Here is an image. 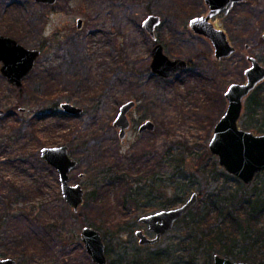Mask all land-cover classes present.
I'll list each match as a JSON object with an SVG mask.
<instances>
[{"label": "rangeland", "instance_id": "rangeland-1", "mask_svg": "<svg viewBox=\"0 0 264 264\" xmlns=\"http://www.w3.org/2000/svg\"><path fill=\"white\" fill-rule=\"evenodd\" d=\"M16 4L19 5L22 19L26 17L27 22L33 26H29L28 30L20 28L18 22H14V26L10 27L9 20L12 21L16 16L10 18L4 9ZM208 11L209 5L205 0H57L54 4L36 0H0V32L10 31L15 34L12 36L26 47L42 50L34 70L41 72L52 68L53 73L56 74L58 69L63 73L79 74L80 72L86 77L87 82V86L83 87L73 81L64 82L63 77L55 75L57 83L63 81L60 84L62 96L71 95V97L58 100L59 106L45 108L40 95L45 94L46 87L36 83V76L33 73L24 79L23 95H20L17 87L0 76V108L6 111L4 115H0L2 147L5 134L16 120H18L17 126H24L37 111L42 110L41 113L44 115H50L62 110V103L72 102L82 107L83 112L76 116L55 119L54 123L58 121V125L53 124L55 129L51 132L48 141L52 144L49 146H68L70 155L79 162L70 173V183L82 184L86 193L100 176L103 163L109 164L121 157V164L127 169L131 168V163L123 156L135 150L136 145L145 135L149 137L145 136L144 141L156 150L157 157L159 153L166 154L164 167H161L165 180L161 183L152 184L153 182L150 181L152 174L147 172V169L152 167L153 162H134V173L130 176V180L134 176H140L142 181L135 182L134 188L140 187L141 194L136 196V201L130 208L125 209V213L116 212L109 215V219L115 224L124 222L122 225L117 224L119 229L101 218L98 219L97 224L90 222L85 224L102 232L109 264H125L129 261L144 264L142 259L146 258H140L141 256L156 253L159 256L154 258L155 264H214V253H209L207 247L200 243L198 239L200 234H196V225L194 227L190 222L196 217L197 209L204 208L208 198L227 195L239 187L233 182L225 186L224 177L214 179L212 174L205 182L196 168L201 166V169L205 170L215 161L219 172L230 174L219 164L217 155L209 150V142L216 122L228 105L224 95L227 87L232 82L246 80L245 70L250 65L248 56H256L264 64V44L257 43L264 33V0H243L236 3L230 13L221 12L210 19L216 27L223 28L227 32L237 48L233 55L220 60L214 56V47L210 39L195 33L189 27L191 17L207 14ZM150 13L160 15L162 18L161 25L156 29V39L142 25L143 20ZM80 18L82 24L78 27ZM173 25L175 26L172 27ZM17 35H22L23 38ZM157 41L163 43L164 50L170 57L196 61V64H191L187 70L168 78L169 80L173 78L171 80L178 83V88L158 80L155 76L149 77V73L157 75L150 68L151 50ZM106 51L110 54L107 58H105ZM110 56L130 70L136 68L142 71V74L138 73V76L143 77L142 82L150 78L146 99H139L137 106L129 113L132 125L124 144L121 143L119 130L115 129L112 121L120 105L131 99L133 96L131 93L138 91V88L129 87L127 84L117 85L116 88L110 89L114 93L99 96L102 93L100 91L103 90L99 71L103 70L102 61L112 60ZM76 57H78L77 61ZM109 66H114V62ZM194 71L204 76L203 85L200 79L197 81L193 76L183 80L186 75ZM99 84L101 88L97 87ZM189 87L196 91L189 90ZM260 88L264 89V81L260 83ZM215 89L220 90L223 96L218 98L216 95L218 109L215 104L208 110L211 115L203 113L205 116L199 117L197 111L203 110L199 102L202 100L204 102L205 94ZM54 92L57 93L59 90ZM194 95H197L196 98ZM208 99L211 100V104L216 103ZM246 100L247 98L244 100L239 121L240 127L255 134L264 133H259L255 128L259 124L264 127V109H261L249 123L251 118L246 110ZM22 108H25V111ZM146 117L156 123L153 133L138 131L140 123ZM49 119L51 116L47 118L50 122ZM60 121L63 123L61 124ZM43 126L45 127V123ZM93 131L97 136L100 135V138L101 134L103 135L101 141L100 138H94ZM174 142L176 144L172 148L171 156L169 148ZM101 146H104L103 149L107 150L108 155L102 153ZM140 146H143L142 143H139ZM2 147L0 146V185L7 181L8 184L14 182L16 186L23 187L32 183L34 179L41 183L45 182L47 185L44 193L36 203L43 204L41 211L47 214L44 219L57 224L51 248H44L43 251L46 253H35L33 257L16 250L18 256L15 254L13 258L17 264H95L81 238V230L85 226L81 223V216L85 218L86 202L84 201L75 211L64 199L60 181L55 178L52 170L45 169L40 176L33 175V170L27 171L24 168L9 166L10 156L19 153L21 146H9L8 155L1 153L4 149ZM115 147L119 148L118 155L114 154ZM27 150L32 151L29 147ZM176 159L182 163L179 169L175 166ZM179 170L180 176H174L172 182L169 175ZM81 173H85V176L81 177ZM56 174L58 175L57 171ZM263 182L264 171L256 175L248 188L239 189L252 191L256 184ZM118 185L119 182L114 181V187ZM150 190L153 192L148 196ZM194 191L198 192L197 203L176 222L159 243L151 246L139 243L135 231L137 228L145 227V224L135 221L137 217L157 209L176 208L186 202ZM200 192L204 193L203 201H200L202 197ZM160 194L162 198L158 197ZM2 197L0 186V199ZM177 197H183L184 201L170 202V206L166 204L169 198L176 200ZM99 214L106 216L103 213ZM134 214L137 216L134 217ZM113 218L118 221L115 222ZM5 250L4 245L0 243V253L4 254ZM229 258L242 261L232 256Z\"/></svg>", "mask_w": 264, "mask_h": 264}, {"label": "trees", "instance_id": "trees-1", "mask_svg": "<svg viewBox=\"0 0 264 264\" xmlns=\"http://www.w3.org/2000/svg\"><path fill=\"white\" fill-rule=\"evenodd\" d=\"M4 11L7 12L10 18L16 16L12 21L9 20L10 27L14 26V22L20 23V28L25 30H28L29 26L33 27L27 22L26 17L24 20L22 19L19 5L16 4L10 8L5 7ZM174 26L175 25L172 27ZM6 32L11 36L15 35L10 31ZM18 37L23 38L22 35H19ZM257 43L259 45L264 44V38L260 37ZM105 53V58L109 57V52L106 51ZM110 57L112 58L111 61H102L103 70L99 71V75H101L100 82L103 87V90L100 91L102 93H100L99 96L103 97L112 94L114 92L110 89L114 87L116 88L117 85L123 86L124 84H127L129 87L138 88V91L131 93L136 98H133L132 96L131 99L137 101L139 99L145 100L150 78L145 82H142L141 80L143 77L138 76V73L142 74V71L137 70L136 68L130 70L129 67L120 63L119 60L112 56ZM77 60L78 57H76V61ZM112 62H114V66L110 67L109 64ZM189 63L190 65L193 63L196 64V61L193 62V60L190 59ZM147 70H149L148 66ZM32 73L36 76V83L38 85L43 84L46 87L45 94L43 93L44 95H40V98H42L41 100L43 101L42 105L45 108L59 106L60 104L58 103V100H61L63 97H71V95L62 96L60 84L63 81L57 83V80L54 78L55 75L63 77L65 79L64 82L73 81L77 85H83V87L87 86L86 77L84 75L82 76L80 72L79 74H76L75 72L73 74L70 72L63 73V71H59L58 69V74H56L53 73L52 68H49L47 70H42L41 72L33 70ZM150 76H155L158 80L166 83L168 82L178 88V83L171 80L173 78L169 80L168 78H162L149 73V77ZM189 76L196 77L197 81L200 79V82L203 85L205 78L204 76H201L200 72H191L186 75L183 80ZM210 80L212 79L210 78ZM50 86H52L53 89L50 88ZM97 87L101 88V84ZM56 90H59V92H54ZM189 90L196 91V89H192V87H189ZM18 91L20 92V95L24 94V89L22 87L18 88ZM220 92V90L218 91L215 89L212 90V92L205 94L204 102H202L203 100L199 102V106L201 105L200 107L203 109L197 111L199 117H202V115H204L203 113L211 115V113H208V110L212 109L215 104H217L218 109L219 106L215 98L216 95L218 98L223 97ZM37 94L39 95L40 93ZM196 96L197 95H194L195 98ZM208 98L216 103L211 104V100ZM246 101V110L251 118L248 122L251 123L255 115L258 114L261 109H264V89L260 88V84L247 97ZM41 111L42 110L37 111L24 126H17L18 120L12 124L11 129L5 134L6 136L4 137L3 147L2 144H0V146L4 148L1 153L8 155L9 146H21L19 153L10 156L8 160L10 163L9 166H15L20 169L24 168L27 171L33 170V175L39 174L40 176L42 171L50 169L55 173V178L59 179L56 174V169L49 166L42 159L40 150L42 147L51 144L50 141H48V138L50 137L51 132L55 129L53 124L58 125V121L54 123V120L62 117H72V115H68L62 110H57L50 115H44ZM220 113L221 110L219 114ZM49 116H51V119H49L50 122L47 120ZM44 123L45 127L43 126ZM60 123L62 124L63 122L60 121ZM255 128L259 133L264 132V127L261 124L257 125ZM101 136L102 137L100 138V135L97 136L94 132L95 139L100 138L99 141H101L103 135L101 134ZM144 138L141 140L143 146L136 147L135 150L132 152L129 151L126 153V156H123L127 162L131 163V168L129 167L127 169L121 164V157H118L119 160H113L109 164L103 163L100 170V176L94 182L93 187L88 193H86L87 195L84 199L87 209L85 218L81 216V223L83 225L88 222H90V224H97L99 218L104 219L108 224L115 226L116 229H119V225L117 224H124L123 221L115 224L109 219V215L116 214V212L125 213V209L130 208L136 201V196L141 194L140 187L134 188L135 182L142 181L140 176H134L133 179L130 180V176L134 173L133 164L135 161H137V163L153 162L152 167L147 169V172L152 174V180L150 181L153 182L152 184L162 182L163 171L161 173V167H164V158L166 157L163 153H159L157 157L156 150L153 149L150 144H146ZM174 144L176 143H172L169 148V154L171 156ZM28 147L31 148L32 151L27 150ZM103 147L104 146H101L102 153L108 155L109 153L106 149H103ZM185 148L187 147L185 146ZM118 151L119 148L115 147L114 154L118 155ZM170 163H172V161ZM181 165L182 163L176 159V169H179ZM196 171L202 176L205 182L208 181L212 174L214 179L224 177L225 186L226 184L233 182L236 184L235 186L246 189L250 185L244 183L234 175L219 172L215 161L212 164H209L205 170H202L200 166V168H196ZM180 174V170L178 172L174 171L171 176L169 175V179L171 177L173 182L174 176H180ZM114 181L119 182L117 187H114ZM46 185L45 182L42 181L41 183L37 179H34L32 183L23 187L16 186L14 182L8 184L7 181H5L1 183L0 186L2 188L3 197L0 199V243L4 245L6 250L4 254L0 253V256H4L0 258H13L14 255L18 253L16 250L25 255H30L29 257H33L35 253H46L43 251L44 248H51L57 224L44 219V217H47V214L45 215V212L43 214V211H41L43 204L36 203V200L44 193ZM239 188L236 187V189H233L232 192L227 195L218 196L217 198H208L204 203V208L201 210L199 208L197 209L196 217H194L190 223L193 226L196 225V227L194 226L196 228V234H200V238L198 239L201 241L200 243L202 245L207 247L209 253L211 252L228 257L232 256L236 260L247 261L249 264H264V182L259 185L256 184L252 191H242ZM114 189L115 191H113ZM111 192H113L112 195ZM151 192H153V190L149 191L148 196L151 195ZM200 195L202 196L200 201H203L204 193L200 192ZM158 197L162 198V194ZM183 201V197H177L176 200L169 198V201L166 204L170 206V202L179 203ZM20 202L21 205H19ZM99 213L106 214V216H102ZM136 216L137 214H134V217ZM113 220L115 222L118 221V219L115 218H113ZM34 240L35 242H32ZM39 250L40 252H38ZM8 254L13 256H7ZM158 256L159 255L156 253L144 257L141 256L140 258H146L142 259L144 264H155L156 259L154 258H157ZM15 264H17V261ZM125 264L139 263L129 261Z\"/></svg>", "mask_w": 264, "mask_h": 264}, {"label": "water", "instance_id": "water-1", "mask_svg": "<svg viewBox=\"0 0 264 264\" xmlns=\"http://www.w3.org/2000/svg\"><path fill=\"white\" fill-rule=\"evenodd\" d=\"M38 2L54 4L57 0H36ZM209 5L207 14L194 16L189 20L190 28L197 34L210 39L214 47V56L217 59L229 57L235 53L236 47L228 38L224 29L216 27L211 18L221 12L230 13L233 6L243 0H205ZM82 19H78V27H81ZM160 15L148 14L143 20L144 29L153 37H156V29L161 24ZM264 38V33H263ZM41 54L38 48H29L12 36L0 34V61L1 72L8 78L9 83L16 86L23 84V79L35 66L36 60ZM249 67L245 70V82H233L227 87L224 95L228 105L216 122L212 138L209 142V150L217 155L219 164L225 170L238 177L244 183H251L257 174L264 171V133L254 132L240 127L239 121L243 111L244 100L251 92L264 81V64L256 56H249ZM189 60L182 57H170L164 51V45L156 42L152 47L151 71L160 77L168 78L178 72L189 68ZM137 100L128 99L119 109L113 120V126L119 130V138L124 143L131 127L129 113L136 106ZM62 110L69 115L76 116L83 112V108L72 103L61 104ZM25 111V108L22 109ZM4 109L0 108V114ZM156 123L147 120L139 126L140 132L154 130ZM42 159L51 167L57 169L61 192L66 202L77 211L84 201L85 189L82 184H71L70 173L78 165L77 159L69 154L67 145L45 146L40 150ZM85 173H81V177ZM198 201V192L194 191L190 198L176 208L161 209L154 213L143 215L141 222L150 224L157 236L149 239L142 231H138L140 243H155L168 232L192 206ZM81 238L85 249L95 264H109L106 255V245L102 232L92 226L85 225L81 230ZM12 257L0 258V264H15ZM214 264H249L247 261H234L228 256L214 255Z\"/></svg>", "mask_w": 264, "mask_h": 264}, {"label": "flooded vegetation", "instance_id": "flooded-vegetation-1", "mask_svg": "<svg viewBox=\"0 0 264 264\" xmlns=\"http://www.w3.org/2000/svg\"><path fill=\"white\" fill-rule=\"evenodd\" d=\"M43 3V2H42ZM49 4V3H48ZM1 28V27H0ZM220 28V27H219ZM223 29V28H222ZM226 32V31H225ZM227 33V32H226ZM0 34H2V35H7V36H11V35H9L7 32H5V33H1L0 32ZM228 35V34H227ZM13 37V36H12ZM228 38H229V36H228ZM155 39H156V37H155ZM230 39V38H229ZM231 41V40H230ZM232 42V41H231ZM233 43V42H232ZM38 49H40V48H38ZM41 50V49H40ZM41 52H42V50H41ZM220 60V59H219ZM37 61V60H36ZM260 61V60H259ZM2 61H0V76L1 77H4L7 81H8V78L7 77H5L3 74H2V72H1V66H2ZM262 63V62H261ZM36 64V63H35ZM35 67V66H34ZM33 70H34V68L32 69V71L28 74V75H30V74H32V72H33ZM27 75V76H28ZM27 76H25V78L27 77ZM24 78V79H25ZM24 79H23V84L21 85V86H16V85H14V84H12V83H10L12 86H14V87H17V88H21L23 85H24ZM9 82V81H8ZM3 109V108H2ZM23 109V108H22ZM6 113V111H5V109H4V113H2V114H0V115H4ZM149 118H145L144 120H142V123L144 122V121H147ZM142 123H140V124H142ZM155 130V129H154ZM154 130H145V131H143V132H150V133H152ZM139 132H140V130H138ZM143 132H140V133H143ZM145 136H147V135H145ZM144 136V137H145ZM142 140V139H141ZM141 140H140V142L139 143H142L141 142ZM122 143V142H121ZM125 143V142H124ZM124 143H122V144H124ZM139 143L136 145V147H139ZM165 157H166V154H165ZM78 161V160H77ZM136 163H137V161H135ZM79 163V162H78ZM78 166V165H77ZM76 166V167H77ZM149 169H150V167H149ZM162 178H163V175H162ZM165 179L163 178V180H162V182L164 181ZM161 185H163V183L161 184ZM162 187V186H161ZM180 203H182V202H180ZM185 203V202H184ZM184 203H182V204H184ZM162 209H165V208H162ZM158 210H161V209H157V210H154L153 212H149V213H147V214H151V213H154V212H156V211H158ZM146 214V215H147ZM145 215V214H144ZM143 216V215H142ZM142 216H139V217H137L138 219H136L135 221H137L138 220V222L139 223H141V224H145V227H143V228H137L136 229V231H135V234H136V236H137V238H138V240H139V243H140V238H139V236L137 235V232L138 231H142V233L144 234V235H146L149 239H153V238H155L156 236H157V233H156V231L155 230H152L151 229V226H150V224L149 223H147V222H141L140 221V218L142 217ZM183 217V216H182ZM181 217V218H182ZM180 219V218H179ZM178 219V220H179ZM177 220V221H178ZM176 221V222H177ZM176 222H175V224H176ZM175 224H174V226H175ZM173 226V227H174ZM172 227V228H173ZM171 228V229H172ZM169 232V231H168ZM168 232H166V233H168ZM165 233V234H166ZM165 234L162 236V238L165 236ZM162 238L159 240V241H157V242H155V243H147V244H142V243H140L141 245H147V246H151V245H156L157 243H159L161 240H162ZM215 255V254H214ZM224 256V255H223Z\"/></svg>", "mask_w": 264, "mask_h": 264}, {"label": "bare ground", "instance_id": "bare-ground-1", "mask_svg": "<svg viewBox=\"0 0 264 264\" xmlns=\"http://www.w3.org/2000/svg\"><path fill=\"white\" fill-rule=\"evenodd\" d=\"M191 18H192V17H191ZM191 18H190V19H191ZM161 19H162V18H161ZM161 23H162V22H161ZM160 25H161V24H160ZM160 25H159V26H160ZM159 26H158V27H159ZM158 27H157V28H158ZM189 27H190V26H189ZM262 37H263V35H262ZM235 47H236V46H235ZM236 49H237V48H236ZM151 51H152V50H151ZM164 51H165V50H164ZM235 52H236V51H235ZM232 55H233V54H232ZM229 57H230V56H229ZM248 57H249V56H248ZM224 58H226V57H224ZM189 67H190V64H189ZM150 68H151V67H150ZM171 77H172V76H171ZM162 78H164V77H162ZM168 78H170V77H168ZM245 81H246V80H245ZM245 81H244V82H245ZM232 83H233V82H232ZM251 93H252V92H251ZM122 104H123V103H122ZM122 104H121V105H122ZM137 104H138V101H137ZM137 104H136V106H137ZM121 105H120V106H121ZM136 106H135V107H136ZM135 107H134V108H135ZM134 108H133V109H134ZM119 109H120V107H119ZM133 109H132V110H133ZM132 110H131V111H132ZM118 112H119V110H118ZM117 114H118V113H117ZM68 115H69V114H68ZM116 116H117V115H116ZM129 118H130V116H129ZM114 119H115V118H114ZM130 120H131V119H130ZM148 120H151V119H148ZM112 122H113V121H112ZM144 122H145V121H144ZM112 125H113V124H112ZM131 125H132V121H131ZM140 125H141V124H140ZM140 125H139V126H140ZM130 128H131V127H130ZM115 129H116V128H115ZM117 130H118V129H117ZM129 130H130V129H129ZM129 130H128V131H129ZM118 132H119V131H118ZM127 137H128V136H127ZM126 140H127V139H126ZM125 143H126V141H125ZM68 150H69V148H68ZM69 154H70V153H69ZM56 171H57V169H56ZM57 172H58V171H57ZM85 194H86V191H85ZM64 199H65V198H64ZM84 199H85V195H84ZM83 202H84V201H83ZM67 204H68V203H67ZM82 204H83V203H82ZM82 204H81V205H82ZM68 205H69V204H68ZM81 205H80V206H81ZM69 206H70V205H69Z\"/></svg>", "mask_w": 264, "mask_h": 264}]
</instances>
